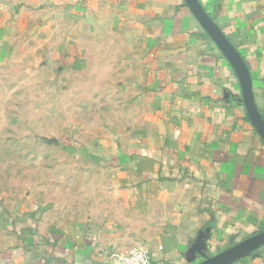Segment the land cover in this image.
Masks as SVG:
<instances>
[{
    "label": "crops",
    "instance_id": "crops-1",
    "mask_svg": "<svg viewBox=\"0 0 264 264\" xmlns=\"http://www.w3.org/2000/svg\"><path fill=\"white\" fill-rule=\"evenodd\" d=\"M198 1L244 60L264 118V0ZM36 38L60 69L115 80L134 116L87 212L27 215L0 264H113L133 250L198 264L264 230V143L183 0H0V64ZM235 264H264V247Z\"/></svg>",
    "mask_w": 264,
    "mask_h": 264
},
{
    "label": "rangeland",
    "instance_id": "rangeland-1",
    "mask_svg": "<svg viewBox=\"0 0 264 264\" xmlns=\"http://www.w3.org/2000/svg\"><path fill=\"white\" fill-rule=\"evenodd\" d=\"M40 45L36 38L0 64V255L14 249L27 215L86 213L91 184L104 180V154L132 128L115 80L60 69Z\"/></svg>",
    "mask_w": 264,
    "mask_h": 264
},
{
    "label": "water",
    "instance_id": "water-1",
    "mask_svg": "<svg viewBox=\"0 0 264 264\" xmlns=\"http://www.w3.org/2000/svg\"><path fill=\"white\" fill-rule=\"evenodd\" d=\"M183 2L200 28L219 49L232 69L240 87L241 101L247 120L264 143V118L255 105L252 80L244 60L202 8L198 0H183ZM263 247L264 230L242 240L218 254L205 258L198 264H235L244 258L251 256Z\"/></svg>",
    "mask_w": 264,
    "mask_h": 264
},
{
    "label": "built area",
    "instance_id": "built-area-1",
    "mask_svg": "<svg viewBox=\"0 0 264 264\" xmlns=\"http://www.w3.org/2000/svg\"><path fill=\"white\" fill-rule=\"evenodd\" d=\"M107 260L113 264H150L148 254L142 250H133L126 254H109Z\"/></svg>",
    "mask_w": 264,
    "mask_h": 264
}]
</instances>
